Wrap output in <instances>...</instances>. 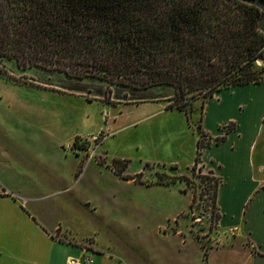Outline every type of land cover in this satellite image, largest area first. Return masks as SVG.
<instances>
[{"label":"rangeland","instance_id":"obj_1","mask_svg":"<svg viewBox=\"0 0 264 264\" xmlns=\"http://www.w3.org/2000/svg\"><path fill=\"white\" fill-rule=\"evenodd\" d=\"M0 70V182L56 240L126 264H242L241 244L215 235L214 178L191 170L199 103L187 120L163 102L108 104L62 73Z\"/></svg>","mask_w":264,"mask_h":264},{"label":"trees","instance_id":"obj_2","mask_svg":"<svg viewBox=\"0 0 264 264\" xmlns=\"http://www.w3.org/2000/svg\"><path fill=\"white\" fill-rule=\"evenodd\" d=\"M261 17L239 0H0V62L98 83L108 104L163 102L190 120L216 91L264 80ZM196 132L192 171L211 145L201 117Z\"/></svg>","mask_w":264,"mask_h":264},{"label":"crops","instance_id":"obj_3","mask_svg":"<svg viewBox=\"0 0 264 264\" xmlns=\"http://www.w3.org/2000/svg\"><path fill=\"white\" fill-rule=\"evenodd\" d=\"M200 117L211 145L199 165L218 179L215 235L241 244L242 264H264V80L216 91L199 110L198 121ZM230 123L234 130L214 144ZM6 170L0 164V178ZM16 198L0 182V264H68L69 259L85 264L87 256L91 264H126L117 256L56 240L38 220L37 210L29 212ZM222 248L228 246L213 249ZM203 254L207 261L209 253Z\"/></svg>","mask_w":264,"mask_h":264},{"label":"water","instance_id":"obj_4","mask_svg":"<svg viewBox=\"0 0 264 264\" xmlns=\"http://www.w3.org/2000/svg\"><path fill=\"white\" fill-rule=\"evenodd\" d=\"M243 3L253 5L262 12V17L258 23L259 31L264 34V0H239Z\"/></svg>","mask_w":264,"mask_h":264},{"label":"built area","instance_id":"obj_5","mask_svg":"<svg viewBox=\"0 0 264 264\" xmlns=\"http://www.w3.org/2000/svg\"><path fill=\"white\" fill-rule=\"evenodd\" d=\"M257 64H259L258 61H257ZM84 261H85V264H91L92 263V259L89 256H87L86 258H84ZM71 263L78 264L76 261H73V260L69 259L68 260V264H71Z\"/></svg>","mask_w":264,"mask_h":264}]
</instances>
